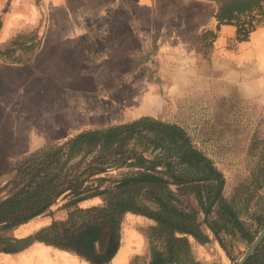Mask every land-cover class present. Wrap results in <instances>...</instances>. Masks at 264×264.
I'll use <instances>...</instances> for the list:
<instances>
[{
    "label": "trees",
    "instance_id": "obj_1",
    "mask_svg": "<svg viewBox=\"0 0 264 264\" xmlns=\"http://www.w3.org/2000/svg\"><path fill=\"white\" fill-rule=\"evenodd\" d=\"M216 5L217 27L200 38L202 49L209 50L203 54L208 61L221 26H233L237 42L249 40L264 26V0H232ZM37 35L29 39L17 34L11 43L0 47L1 60L8 64L29 62L19 54L20 49L34 38L37 49ZM119 169L129 173L111 181L104 176ZM3 175L7 179L0 183V192L9 188L11 196L0 204L2 231L46 213L60 197L70 199L69 206L95 197L106 198L105 205L74 210L65 221L33 235H0V253L5 254L22 252L40 242L74 253L91 264H108L120 244L113 255L107 256L114 247L110 238L120 233L125 216L133 214L156 223L146 232L148 264H196L187 236L199 243L209 242L202 225L228 253L232 239L251 245L264 227V217L252 215L254 223L249 224L242 217L244 206L224 196L223 173L195 146L184 128L150 116L84 130L61 144L48 143L24 156L0 178ZM259 175L264 179V166ZM190 195L196 198L204 215L202 222L191 206ZM263 255L257 251L246 264H256Z\"/></svg>",
    "mask_w": 264,
    "mask_h": 264
},
{
    "label": "rangeland",
    "instance_id": "obj_2",
    "mask_svg": "<svg viewBox=\"0 0 264 264\" xmlns=\"http://www.w3.org/2000/svg\"><path fill=\"white\" fill-rule=\"evenodd\" d=\"M6 2L9 3L7 7ZM27 2L0 0V34L22 30L24 37L29 39L36 36V33L40 35L39 32L28 31L32 30L28 22L34 19L25 5ZM37 4H40L39 1ZM203 5L212 4L197 0H157L156 14H147L143 8L137 11V16L146 22L151 32L141 37L142 43L117 44L116 37H100L91 42L78 40V43L69 45L70 48H65L61 52L63 57L56 64L53 61L55 68L60 69V88L56 90L55 85V91L49 94L48 99L56 101L59 96L71 108L78 110L79 118L71 122L61 121L60 132L54 135V143L61 144L84 130L128 123L144 116L177 124L188 132L195 146L212 159L223 173L224 196L236 205L244 206L242 217L252 224V215L264 217V182L259 188L263 179L259 170L264 166V105L260 101L246 98L234 86L213 74L212 62L203 57L209 50H203L202 42L197 41L210 24L209 11L203 9ZM124 16H120V19L123 20ZM6 24L14 25L15 29L8 30L4 27ZM74 30V23L63 20L60 9L50 10L47 31L50 43L60 41ZM154 32L157 34L152 42ZM120 39L129 40L127 37ZM36 42L34 38L28 44H23L19 54L27 60H34ZM9 43H0V47ZM48 54L47 49L43 57ZM74 90L81 95L75 103L66 100L75 94ZM13 93L10 97L14 98L9 101L15 102L11 107L19 108L20 93L18 90ZM44 94L40 93L42 100ZM124 95H129L133 100L153 98L154 102L146 107L140 104L134 107V103L119 101ZM87 99L93 105L83 109L85 107L82 103ZM103 102L106 104L101 106ZM25 121L28 128L33 129L27 117ZM40 123L44 127L45 136L52 135V126ZM128 173L127 169H119L104 176L111 181ZM256 178L259 181L255 182ZM5 191L10 197L9 188ZM189 200L202 222L204 215L196 198L190 195ZM69 201L68 198L60 197L49 208L45 213L51 223L49 226L65 221L74 210L106 204L105 197H95L75 206H69ZM246 204L249 205L247 212ZM149 205L158 210L156 205ZM155 224L143 216H125L119 233L122 241L120 246L127 252L131 249L132 237L138 242L134 244L137 250L132 252L135 256L131 264L149 263L146 232ZM263 229L259 230L257 236ZM202 230L210 238L207 243H199L187 236L196 264H235L250 247L240 240L232 239L228 253L205 225H202ZM263 242L257 250L261 255L264 254ZM256 264H264V255Z\"/></svg>",
    "mask_w": 264,
    "mask_h": 264
},
{
    "label": "crops",
    "instance_id": "obj_3",
    "mask_svg": "<svg viewBox=\"0 0 264 264\" xmlns=\"http://www.w3.org/2000/svg\"><path fill=\"white\" fill-rule=\"evenodd\" d=\"M25 4L29 14L34 19L29 32H39V46L35 50L34 60L25 64H7L0 58V174L6 173L24 156L43 148L48 143H54V138L60 132L61 120L54 110L55 100H49V94L60 88V69L55 68L56 61L63 56L61 52L69 45L84 39L91 42L94 38L116 37L117 44L131 42L142 43L141 37L150 34V27L137 16L141 8L147 14H156L157 0H27ZM39 1V5L37 2ZM190 1V0H189ZM198 1V0H197ZM204 4L210 14L208 27L202 32L215 30L217 21V3L199 1ZM9 5L6 2V7ZM210 7V8H209ZM58 8L62 12L63 20H71L75 30L60 41L49 42L48 20L50 10ZM124 16L121 20L120 16ZM117 17V18H116ZM43 19V20H42ZM42 20V21H41ZM5 28L15 29L14 25L6 24ZM7 30V31H8ZM10 31L0 34V43L10 42L17 34ZM148 32V34H147ZM219 35L213 43L211 62L213 74L220 76L230 86H234L246 98L260 101L264 105V26H260L244 42L236 41V29L233 26H221ZM157 32L152 34L154 38ZM129 38L128 41L120 38ZM202 44V43H201ZM49 50L47 57L44 51ZM32 57V56H31ZM206 60V59H205ZM55 61V64L54 62ZM208 61V60H207ZM208 61V62H210ZM42 66V67H41ZM20 93L19 108L11 107L14 101L13 91ZM44 92V100L40 93ZM32 93V94H31ZM24 95V96H23ZM56 97V96H54ZM42 100V102H40ZM23 102L25 104H23ZM53 108V109H52ZM56 112L57 114H55ZM30 120L33 129L28 128L25 118ZM52 126L51 134L46 135L43 125ZM6 175L1 176L0 183L6 181ZM9 198L5 190L0 192V204ZM47 214V213H46ZM45 213L13 229L0 231L2 236L23 238L49 227L51 224ZM130 250L119 248L111 258L110 264H131L138 244L131 238ZM0 264H91L74 253L35 242L28 249L14 254L0 253ZM107 264V263H106ZM109 264V263H108Z\"/></svg>",
    "mask_w": 264,
    "mask_h": 264
},
{
    "label": "bare ground",
    "instance_id": "obj_4",
    "mask_svg": "<svg viewBox=\"0 0 264 264\" xmlns=\"http://www.w3.org/2000/svg\"><path fill=\"white\" fill-rule=\"evenodd\" d=\"M73 95H70L66 98V100L68 101H74V103L76 102V100H78L79 97H81L80 94H76L77 91H73ZM57 100L54 102V110L58 113L59 112V116L55 117L56 119L60 117V120L61 121H64L65 122H71L72 120L76 119V117L79 118V115H78V110H76V108H71V105L67 102V101H63L59 98V96H57ZM129 95H124L123 98H120V102L121 103H124V102H127L128 103H134V107L138 106L139 104L142 105L143 107H146L148 105H152L153 102H154V99L153 98H138L136 100H133L132 98H128ZM106 103L103 102L101 103V106L105 105ZM109 104V103H108ZM93 104L91 102L90 99H87V101H85L84 103H82V106H84L85 108L83 109H86L88 107H91ZM97 106H100L97 104ZM53 109V108H52ZM119 110V109H117ZM56 112H54L55 114H57ZM106 119V118H105ZM130 243H133V242H130Z\"/></svg>",
    "mask_w": 264,
    "mask_h": 264
},
{
    "label": "water",
    "instance_id": "obj_5",
    "mask_svg": "<svg viewBox=\"0 0 264 264\" xmlns=\"http://www.w3.org/2000/svg\"><path fill=\"white\" fill-rule=\"evenodd\" d=\"M198 1H205L211 3H223L232 0H198ZM264 241V229L260 232L254 242L250 245L248 250L243 254V256L235 263V264H246L248 260L256 253L259 249L260 245ZM110 242L114 244V247L109 250L106 254L107 256L113 255L112 253L116 251L118 243L120 242L119 234H115L110 238ZM112 258V257H111ZM104 261H101L102 263Z\"/></svg>",
    "mask_w": 264,
    "mask_h": 264
}]
</instances>
